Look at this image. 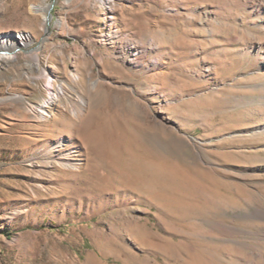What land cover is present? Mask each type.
Masks as SVG:
<instances>
[{
	"label": "rangeland",
	"instance_id": "rangeland-1",
	"mask_svg": "<svg viewBox=\"0 0 264 264\" xmlns=\"http://www.w3.org/2000/svg\"><path fill=\"white\" fill-rule=\"evenodd\" d=\"M21 32L0 264H264V0H0V36ZM69 133L76 167L37 155Z\"/></svg>",
	"mask_w": 264,
	"mask_h": 264
},
{
	"label": "bare ground",
	"instance_id": "bare-ground-1",
	"mask_svg": "<svg viewBox=\"0 0 264 264\" xmlns=\"http://www.w3.org/2000/svg\"><path fill=\"white\" fill-rule=\"evenodd\" d=\"M110 16V15H109ZM46 18V17H45ZM46 20V19H45ZM31 37L29 33L21 32L17 35V39L11 34H4L0 36V47H8L11 45L19 44L26 45L27 40ZM12 54V52H11ZM5 55V54H4ZM5 55V57H9ZM4 57V56H2ZM48 92L43 100L35 105L29 107L25 117H32L36 123L42 121H47L53 117V113L50 111V106L55 102L56 94L52 91L53 81L50 79L48 81ZM16 96V95H15ZM82 102H84V97H80ZM72 114L77 115V110L73 107L71 109ZM50 121V120H49ZM71 134L63 135L53 142L49 140L42 141L37 145V155L41 158H47L52 160L51 164L58 168L60 167H76L78 159L76 156L79 155V149L76 146L72 145L73 141L71 139ZM79 165V163H78ZM32 167H37V163L32 162ZM55 167V168H56ZM78 168V167H77ZM76 169V168H75ZM38 171V170H37ZM264 214V211H259V215ZM228 230V229H227ZM256 257L260 260H264V253L256 254Z\"/></svg>",
	"mask_w": 264,
	"mask_h": 264
}]
</instances>
